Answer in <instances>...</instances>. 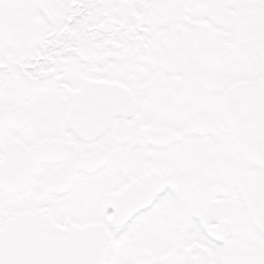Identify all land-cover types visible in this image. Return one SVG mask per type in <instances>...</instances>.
I'll list each match as a JSON object with an SVG mask.
<instances>
[{
  "label": "snow or ice",
  "instance_id": "snow-or-ice-1",
  "mask_svg": "<svg viewBox=\"0 0 264 264\" xmlns=\"http://www.w3.org/2000/svg\"><path fill=\"white\" fill-rule=\"evenodd\" d=\"M0 264H264V0H0Z\"/></svg>",
  "mask_w": 264,
  "mask_h": 264
}]
</instances>
